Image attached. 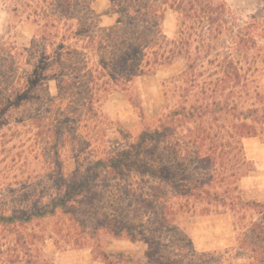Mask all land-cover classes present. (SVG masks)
<instances>
[{
    "label": "trees",
    "instance_id": "trees-1",
    "mask_svg": "<svg viewBox=\"0 0 264 264\" xmlns=\"http://www.w3.org/2000/svg\"><path fill=\"white\" fill-rule=\"evenodd\" d=\"M0 1L31 33L24 46L16 37L0 36V158L7 171L17 158L8 160L12 152L6 141L21 133L18 127L36 133L39 140L45 136L57 141L66 136L86 139L89 130L78 129L75 123L86 116L99 117L113 93L128 92L139 78L179 61L186 63V87L181 94L185 104L157 128L144 129L131 149L97 155L84 164L82 153L74 155L76 171L63 181L61 177L56 181L55 175L54 183L61 187L43 212L0 211V264H48L35 253L22 229L40 215L59 214L91 240L98 241L102 232L138 240L128 223L111 211H101L106 194L123 187L136 200L148 195L135 185L123 186V174L149 177L179 197L226 207L234 215L243 211L259 215L261 220L249 226L236 223V250L251 264H264V202L244 201L239 186L254 171L243 140L264 139V96L252 92L255 60L264 55V11L260 17L242 19L227 0H114L120 24L100 33L97 15L85 0ZM259 1L264 6V0ZM168 9L181 17L173 38L163 33ZM53 82L58 90L54 97ZM192 94L195 100L190 103ZM180 123L191 126L182 143L187 146L171 150L170 140L178 134ZM11 124L14 127H7ZM97 135L92 133L90 139ZM193 149L203 174L196 181L178 172L168 157L179 154L177 160ZM62 161H56L52 171L62 168L58 165ZM156 190L154 196L160 200L161 187ZM77 204L94 211L89 213L92 222L80 215ZM141 241L148 246L147 259L164 264L154 242L146 236ZM94 254L103 264H119L100 247Z\"/></svg>",
    "mask_w": 264,
    "mask_h": 264
},
{
    "label": "rangeland",
    "instance_id": "rangeland-1",
    "mask_svg": "<svg viewBox=\"0 0 264 264\" xmlns=\"http://www.w3.org/2000/svg\"><path fill=\"white\" fill-rule=\"evenodd\" d=\"M227 2L242 19L255 15L260 17L264 11L259 0ZM85 3L97 15L96 32L104 33L120 24L114 0H85ZM180 20L177 12L168 9L163 23L164 35L169 38L177 36ZM30 34L12 18L11 10L0 1V36L16 37L18 43L24 46L29 43ZM185 69L186 63L179 61L153 75L139 78L128 92L113 93L102 105L99 117L86 116L75 123L76 128L89 130L91 134L86 139L66 136L57 141L45 136L39 140L36 133L28 134L24 131L26 128L18 127L21 133L6 141L12 152L8 160H12L13 156L17 158L16 163L14 161L9 165L12 170L4 169V159L0 158V211L6 209L8 214L15 209L43 212L49 207L50 198L61 187L57 186L58 182L54 183L55 175L58 176L56 181L61 178L63 181L76 171L74 155L82 153L81 163L84 164L94 160L97 155H117L131 149L144 129L157 128L172 111L185 104L181 98L186 87ZM252 73L255 76L252 92L257 90L264 96V55L255 60ZM50 87L51 96H57L56 84L53 82ZM194 100L192 94L190 103ZM184 125L179 124L176 130L178 134L170 140L171 150L177 146L179 148V145L187 146L182 143L187 136V126H191L185 125L183 128ZM95 132L98 133L97 137L90 139ZM0 141L3 142L1 136ZM243 145L254 171L239 184L242 198L244 201L264 202V139L246 138ZM75 149L77 152L73 154ZM193 151L182 153L177 160L179 154L168 156L178 172L189 175L190 181L202 179L203 176L197 168ZM43 155H53L55 159H44ZM61 160L58 165L62 168L58 166L60 169L52 171L56 161ZM121 179L123 186L135 185L141 191L145 189L148 195L136 200L128 197L123 187L118 192L106 194L101 211H111L123 223H128L138 240L117 239L106 232L100 233L98 241L91 240L79 235L76 226L59 214L54 217L40 215L33 224L22 228L30 236L35 253L48 264H103L94 254V250L100 247L108 258L119 264H155L146 257L148 246L141 241V237L146 236L158 247V255L164 264H251L244 254L237 251L235 225L239 222L249 226L261 220L259 215L246 211L234 215L226 207L179 197L171 189L146 176L123 174ZM159 187L160 200L154 196ZM77 206L80 215L92 222L89 213L94 211L85 209V205Z\"/></svg>",
    "mask_w": 264,
    "mask_h": 264
},
{
    "label": "crops",
    "instance_id": "crops-1",
    "mask_svg": "<svg viewBox=\"0 0 264 264\" xmlns=\"http://www.w3.org/2000/svg\"><path fill=\"white\" fill-rule=\"evenodd\" d=\"M259 202H262V201H259Z\"/></svg>",
    "mask_w": 264,
    "mask_h": 264
}]
</instances>
